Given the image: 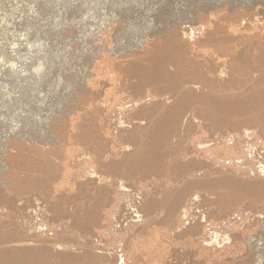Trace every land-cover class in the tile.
<instances>
[{
    "label": "rangeland",
    "instance_id": "1",
    "mask_svg": "<svg viewBox=\"0 0 264 264\" xmlns=\"http://www.w3.org/2000/svg\"><path fill=\"white\" fill-rule=\"evenodd\" d=\"M0 264H264V0H0Z\"/></svg>",
    "mask_w": 264,
    "mask_h": 264
}]
</instances>
